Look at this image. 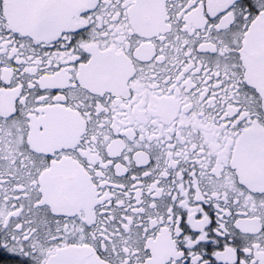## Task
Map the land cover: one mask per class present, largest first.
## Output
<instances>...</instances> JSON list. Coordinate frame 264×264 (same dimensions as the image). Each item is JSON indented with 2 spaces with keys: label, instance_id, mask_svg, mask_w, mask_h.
<instances>
[{
  "label": "snow or ice",
  "instance_id": "snow-or-ice-1",
  "mask_svg": "<svg viewBox=\"0 0 264 264\" xmlns=\"http://www.w3.org/2000/svg\"><path fill=\"white\" fill-rule=\"evenodd\" d=\"M0 264H264V0H0Z\"/></svg>",
  "mask_w": 264,
  "mask_h": 264
}]
</instances>
